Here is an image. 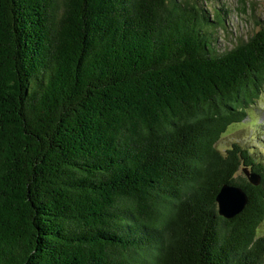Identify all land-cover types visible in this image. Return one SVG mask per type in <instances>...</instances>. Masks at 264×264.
Returning <instances> with one entry per match:
<instances>
[{"label": "trees", "instance_id": "16d2710c", "mask_svg": "<svg viewBox=\"0 0 264 264\" xmlns=\"http://www.w3.org/2000/svg\"><path fill=\"white\" fill-rule=\"evenodd\" d=\"M203 4L0 0V264H264V169L217 146L264 90V23L219 51Z\"/></svg>", "mask_w": 264, "mask_h": 264}, {"label": "rangeland", "instance_id": "374dc122", "mask_svg": "<svg viewBox=\"0 0 264 264\" xmlns=\"http://www.w3.org/2000/svg\"><path fill=\"white\" fill-rule=\"evenodd\" d=\"M203 6L211 16L218 12L222 18L223 27H218L213 35V46L219 51L231 49L238 39H248L264 23V0H204ZM233 144L247 150L264 169V90L248 110L247 118L231 126L217 146L224 152Z\"/></svg>", "mask_w": 264, "mask_h": 264}, {"label": "water", "instance_id": "95a60500", "mask_svg": "<svg viewBox=\"0 0 264 264\" xmlns=\"http://www.w3.org/2000/svg\"><path fill=\"white\" fill-rule=\"evenodd\" d=\"M241 171L252 186L260 185L261 178L258 174L247 168H242ZM215 200L219 216L229 220L243 211L248 203V196L240 187L223 185Z\"/></svg>", "mask_w": 264, "mask_h": 264}, {"label": "clouds", "instance_id": "9594fccd", "mask_svg": "<svg viewBox=\"0 0 264 264\" xmlns=\"http://www.w3.org/2000/svg\"><path fill=\"white\" fill-rule=\"evenodd\" d=\"M256 238L264 235V222H261L259 226L256 228Z\"/></svg>", "mask_w": 264, "mask_h": 264}]
</instances>
